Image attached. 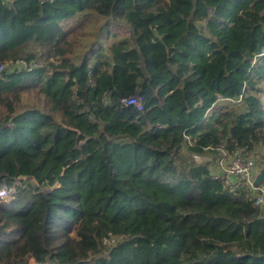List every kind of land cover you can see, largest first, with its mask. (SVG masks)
<instances>
[{"label":"trees","instance_id":"obj_1","mask_svg":"<svg viewBox=\"0 0 264 264\" xmlns=\"http://www.w3.org/2000/svg\"><path fill=\"white\" fill-rule=\"evenodd\" d=\"M22 59L0 264H264V205L217 177L222 146L263 152L264 0H0V65Z\"/></svg>","mask_w":264,"mask_h":264},{"label":"built area","instance_id":"obj_2","mask_svg":"<svg viewBox=\"0 0 264 264\" xmlns=\"http://www.w3.org/2000/svg\"><path fill=\"white\" fill-rule=\"evenodd\" d=\"M5 66L11 67H26L25 60H17L16 62H4L0 65V75ZM142 96L135 95L128 98L125 103L128 105H136L138 109H142ZM220 151L222 156L219 159L217 169V177L220 178L225 185V188L230 192H237L242 188H248L252 192H256L255 204L264 205V189L261 185H256L255 180L259 173L258 160L256 155L248 149V147L237 146L233 150H227L224 146ZM198 160L202 161L206 158L196 155ZM7 184L0 188V201H9L6 199ZM254 195V194H253ZM252 198V197H251Z\"/></svg>","mask_w":264,"mask_h":264},{"label":"rangeland","instance_id":"obj_3","mask_svg":"<svg viewBox=\"0 0 264 264\" xmlns=\"http://www.w3.org/2000/svg\"><path fill=\"white\" fill-rule=\"evenodd\" d=\"M13 68V67H12ZM11 69V68H10ZM263 152H260V153H257V160H258V167H259V171L264 167V148L262 149ZM261 161L263 163H261ZM188 162V156H183L181 160H179V165L181 167H185L186 163ZM25 177H22L21 179H25ZM19 179L16 181V185H20L22 180ZM7 184V183H4V185ZM8 185V184H7ZM264 189V184L261 185ZM8 189H7V193H6V199H13V196L15 195V191H16V187L15 186H6ZM53 187H47L46 189L47 190H52ZM114 239H118V236H112ZM31 262L32 263H35L34 259H31Z\"/></svg>","mask_w":264,"mask_h":264},{"label":"water","instance_id":"obj_4","mask_svg":"<svg viewBox=\"0 0 264 264\" xmlns=\"http://www.w3.org/2000/svg\"><path fill=\"white\" fill-rule=\"evenodd\" d=\"M261 163H263V162L261 161ZM255 184L256 185L264 184V167L259 171V173L256 177V180H255Z\"/></svg>","mask_w":264,"mask_h":264}]
</instances>
